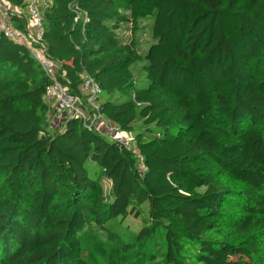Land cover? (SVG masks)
<instances>
[{
	"label": "trees",
	"instance_id": "trees-1",
	"mask_svg": "<svg viewBox=\"0 0 264 264\" xmlns=\"http://www.w3.org/2000/svg\"><path fill=\"white\" fill-rule=\"evenodd\" d=\"M152 1L141 84L118 35L125 0L42 10L57 80L78 97L87 73L135 152L79 120L50 128V81L0 34V264H264V0ZM140 207L134 237L103 228L105 242L83 245L88 222Z\"/></svg>",
	"mask_w": 264,
	"mask_h": 264
},
{
	"label": "built area",
	"instance_id": "built-area-1",
	"mask_svg": "<svg viewBox=\"0 0 264 264\" xmlns=\"http://www.w3.org/2000/svg\"><path fill=\"white\" fill-rule=\"evenodd\" d=\"M7 1L11 2L12 0ZM22 1L26 7V12L23 15L20 14L18 18L24 17L26 22L24 30L15 31L10 24L8 12L0 8V34L27 48L31 58L40 66L43 75L50 81L45 90V95L53 103L55 117L60 125L66 120H79L87 130L103 134L110 141L122 144V140L128 134L122 133L114 124L103 119L96 103L101 95V90L87 73H83L81 76V96L78 97L69 94L57 80V68L48 56L47 46L43 40L42 10L46 9L52 0ZM84 20H86L85 16ZM51 118L49 121L50 128L53 127Z\"/></svg>",
	"mask_w": 264,
	"mask_h": 264
},
{
	"label": "rangeland",
	"instance_id": "rangeland-1",
	"mask_svg": "<svg viewBox=\"0 0 264 264\" xmlns=\"http://www.w3.org/2000/svg\"><path fill=\"white\" fill-rule=\"evenodd\" d=\"M152 0H135L122 4L121 14L127 16L128 22L119 25L118 35L123 39L132 40L135 45V50L141 57V60L134 63L131 67L133 81L135 83H143L145 81V72L143 67L146 62L144 60L145 52L148 46L152 44L151 27L153 24L154 7ZM122 144L135 152L133 137L127 135L122 140ZM141 169V167H140ZM101 193L104 202H110V183L101 178L100 180ZM147 223V211L144 207L139 208L138 214H129L124 219H115L108 222L102 227H98L91 222H88L86 228L80 234L83 245L89 246L96 240L105 242V233L103 228L120 234L125 239L136 235L140 229L144 228ZM143 264H160L158 261L146 262Z\"/></svg>",
	"mask_w": 264,
	"mask_h": 264
},
{
	"label": "crops",
	"instance_id": "crops-1",
	"mask_svg": "<svg viewBox=\"0 0 264 264\" xmlns=\"http://www.w3.org/2000/svg\"><path fill=\"white\" fill-rule=\"evenodd\" d=\"M0 8L3 10H6L9 14V20H10V24L12 26V28H14L15 31H23L26 25V22L24 21V17L19 19V15L20 14H24V12H26V7L24 6L23 8L17 7L15 5H13L12 2H9L7 0H0ZM19 20H21L22 23H24L23 26V30H21L19 28L20 22ZM52 118H51V122H52V126L55 130H58V128L60 127V123L58 122L57 118L55 117L56 114L53 112L52 113Z\"/></svg>",
	"mask_w": 264,
	"mask_h": 264
}]
</instances>
